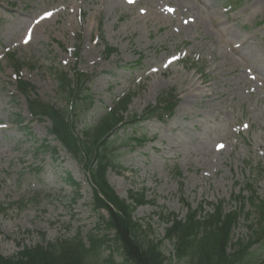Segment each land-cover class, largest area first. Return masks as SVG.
<instances>
[{"label":"rangeland","instance_id":"374dc122","mask_svg":"<svg viewBox=\"0 0 264 264\" xmlns=\"http://www.w3.org/2000/svg\"><path fill=\"white\" fill-rule=\"evenodd\" d=\"M112 1L117 2V9L110 4ZM4 3V0H0V43H2L1 41L4 43H12L13 40L21 35L23 20L17 21L13 19V21H11L12 16L1 6V4ZM100 4L104 6V14L107 17V20L102 24L105 36L104 42L116 46L117 54L114 55L111 63L102 59L100 62H96L95 66H89L88 64L94 62L95 58L98 57L97 55H99V51L101 50V44L89 46L90 39L86 38L87 46L91 48V51L85 53L84 58L87 57L85 61L87 67L83 69H86L92 75L88 85L94 102L89 113L81 119L80 126L84 124H88L89 126L92 125L95 122V118L102 116L105 108L111 105V102H113V99L118 94H122L132 88L133 84L131 79L140 75L142 72L136 71L132 75L130 73V64L136 60L133 54L134 49H141L147 53L144 62L145 65H143L144 70L150 63L155 65L156 63L162 62V59L166 56V53L162 54L160 52L157 32L148 25L144 19L136 18V8H130L129 11L123 10L117 0H101ZM222 5L223 0H206L204 8L206 13L209 14L214 13ZM42 7L43 6L40 5L38 8L41 9ZM87 7L91 9V12H95L96 10L95 6ZM259 7L264 8V2L260 3ZM258 9L259 8L252 9L248 13L252 15ZM116 19L124 20L123 23L119 24L118 28L114 26L115 23L113 22ZM57 26L58 25H53L50 26V28L54 29ZM216 33H218V31L214 30V34ZM48 39H52L50 33L49 35H42L30 50L28 48L16 49L18 51L17 56L21 60H24V63L28 66L32 64L35 65L34 70H32L33 72L29 74L32 75V81L37 85L40 97L46 101L55 99L57 103H60L57 99L56 82L52 75V70L60 69L57 65L62 57L59 54L51 55V45L46 44ZM224 70L225 64L223 62L215 73L216 80L211 87L212 91L199 97L192 95V101L188 104V110L198 106L206 108L208 116L204 117L202 122L198 124L200 130H202V135L198 131V133L190 139L188 137H182L180 134L168 137L172 138V142L177 146L175 150L177 154H171L165 150L163 153L171 156L180 155L178 164L183 170L186 165L193 163L199 164L200 160L209 153L213 142L221 138L222 134L225 133L227 124H240L241 122L240 120L238 121V119L241 117L242 110L238 108L235 102V100L238 99L240 89L234 86L231 73L228 75L221 74ZM190 73L191 72L186 67L174 65L170 70L166 69L164 72L158 73V75H150L141 83V86L144 88L142 87L143 90L136 98L134 108L145 107L150 102L154 103L157 95L166 88V85L174 87L176 85L177 89L184 86ZM9 80V74L3 68H0V119L14 126V128L7 130V134L0 133V182L5 172L9 173L4 184L0 183V200H4L7 197L17 199L19 196H22L21 194L23 192H30L33 190H53L54 186L58 187L59 194L54 200H49L48 204L44 205V207V203L28 207L23 213L15 217L17 220L15 222L2 221L3 228L5 230L14 231L18 222L32 228L33 232L28 235L26 245L41 243L42 240H40V236L37 237L36 230L39 233L43 232L42 234H45L46 239H54L63 234L69 237L73 236L76 228L81 226L82 236H85L88 230L93 227V219L89 217L87 210L78 207L79 204L72 205L70 201L68 202L70 196H65L67 191L62 190L64 171L61 170L59 162H52L47 157L43 161H40V159L36 161L32 157L33 148L37 147L44 138V127L41 124L32 123L29 126L30 130L25 134L22 129H18L13 124L14 116L12 114L18 111L24 113L25 110L23 104L19 103V105H14L15 101L7 98L3 86L6 85ZM163 85L165 86L162 87ZM257 99L258 96L252 97L250 106H255L253 101ZM61 105L63 104L61 103ZM243 115L244 119L248 121H250V118L253 124L264 120V113L260 111L254 112V114H247L245 110H243ZM27 120L28 119L24 120L25 123ZM254 128H257V126L254 125ZM199 139H202V143L195 147ZM247 156L253 163H256L260 159V157L251 150ZM123 163L126 167H129V170H134L135 172L136 168L138 169L135 175L131 173L125 174L130 178L125 181L128 185L126 186V190H140L142 187L150 188V186H152L156 193L161 192L155 183V180L158 179L155 173L163 171L164 167L158 164L148 167V165H143L135 159L131 161L125 160ZM234 164L235 158L232 160L231 166H223L218 170V173L213 175L210 179L203 178L200 174H190L189 179L185 181L184 187V190L187 192L185 196L186 199L189 201H198L203 198V200L213 202L230 197L232 182H236L237 178H240L242 173L243 179L249 176V167H245L244 170L241 171L242 166H233ZM30 166L42 169V171L36 175L35 179L33 178L35 175L33 171L30 175L23 174L29 172L27 168ZM20 176H22V180ZM254 177L255 171L251 174V178ZM27 179L30 180L27 181ZM120 180L123 179L121 178ZM253 182L258 184L259 189H262L264 187V175L258 182L256 180ZM115 183L116 188L121 190L123 185L120 184L118 180ZM161 188H163L162 197H165V200L161 198V200H157V202L159 204H166L170 209H179L180 204L178 198L172 195V188L166 183L164 186H161ZM233 192L234 191H232V194H235ZM148 196L149 198L151 197L150 192H148ZM87 200H89V197L86 196L84 201ZM72 208H76L74 213L72 212ZM154 209L155 208L151 206L140 207L134 212L133 218L141 219V221L148 218L151 223L149 224L155 228L156 232L152 227L153 232L161 237L163 225L159 222L158 217L153 215V212H155ZM72 213L75 215L74 217ZM34 218H40L41 222L31 223V220ZM78 218H80V220ZM69 219L71 224L66 223ZM243 223V220H241L235 231V238L245 237L247 234L248 229ZM164 249L166 252H169L170 246L165 245ZM18 250L19 248L14 246L11 239L0 238L1 255H14ZM255 258L264 259V242L256 249ZM116 260H120L118 256H116Z\"/></svg>","mask_w":264,"mask_h":264},{"label":"trees","instance_id":"16d2710c","mask_svg":"<svg viewBox=\"0 0 264 264\" xmlns=\"http://www.w3.org/2000/svg\"><path fill=\"white\" fill-rule=\"evenodd\" d=\"M107 127L108 121L105 120L98 133ZM119 208L123 212L125 211L124 206L120 203ZM114 227L119 247L127 262L152 264L155 261L158 245L149 242L148 234L136 233L138 230L130 222L129 216L125 217L122 222L117 221ZM227 234L226 226H210L206 232L207 237H203L201 241L196 239L194 233L181 225L173 226L167 232L169 239L176 237V258L184 259L187 264H236L239 258L246 254V251L241 248L238 250L239 253L227 254ZM97 246L92 242L91 251L94 252ZM83 255L84 249L79 243V239L75 238L49 244L46 247L35 246L25 249L14 259L0 258V264H85Z\"/></svg>","mask_w":264,"mask_h":264},{"label":"snow or ice","instance_id":"6c2138e0","mask_svg":"<svg viewBox=\"0 0 264 264\" xmlns=\"http://www.w3.org/2000/svg\"><path fill=\"white\" fill-rule=\"evenodd\" d=\"M127 3L128 4H133V3H135V0H127ZM167 11L168 12H174L175 10L173 8L169 7V8H167ZM140 12H141V14H143L144 13V9H141ZM45 15L46 16H51V13H46ZM43 18L44 17H42L41 19H43ZM185 23H187V21H185ZM31 33H32V30L31 29H28L27 32H26V34L21 37L22 42L24 44H28L31 41V39H32V34ZM172 62H173V60L172 59H169L167 61V63L164 65V67H168V65H170ZM152 71L155 72V71H158V69L153 68ZM0 127H3V125H0ZM218 148H223V145H219Z\"/></svg>","mask_w":264,"mask_h":264}]
</instances>
